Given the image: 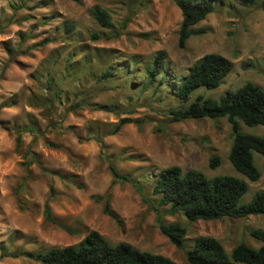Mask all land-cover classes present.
Returning a JSON list of instances; mask_svg holds the SVG:
<instances>
[{
  "label": "rangeland",
  "instance_id": "rangeland-1",
  "mask_svg": "<svg viewBox=\"0 0 264 264\" xmlns=\"http://www.w3.org/2000/svg\"><path fill=\"white\" fill-rule=\"evenodd\" d=\"M261 2L213 0V11L194 26L203 32L179 48L175 0H0V253L20 254L0 264H42L27 255L76 244L90 230L111 244L126 241L191 264L156 221L159 210L165 223L187 222L182 212L170 215L159 204L158 171L176 165L243 178L248 190L240 203H246L263 189V158L253 153L261 176L250 181L229 161L226 118L174 121L171 112L199 94L218 99L245 82L264 89ZM94 5L109 13L112 28L93 19ZM113 29L118 37H103ZM160 50L163 67L150 80L148 68ZM210 52L228 57L231 71L217 88L198 87L180 100L175 87ZM244 61L251 67H242ZM123 117L143 122L115 129ZM241 130L264 137L261 125L241 123ZM212 156L219 158L216 168L209 165ZM109 163L130 181H113ZM106 199L117 220L104 212ZM187 228L185 249L207 235L229 253L239 242L261 244L249 232L264 230V216L198 219Z\"/></svg>",
  "mask_w": 264,
  "mask_h": 264
},
{
  "label": "trees",
  "instance_id": "trees-1",
  "mask_svg": "<svg viewBox=\"0 0 264 264\" xmlns=\"http://www.w3.org/2000/svg\"><path fill=\"white\" fill-rule=\"evenodd\" d=\"M243 6L255 5L257 0H235ZM181 12V22L178 29L177 45L184 48L192 35L201 34L203 29L194 26L213 11V0H175ZM264 11V0L260 4ZM90 15L103 27L112 28L109 13L99 7L92 6ZM73 29V25L68 26ZM119 31L111 30L104 34V38L118 37ZM93 39L101 35L93 33ZM43 40L41 43H45ZM166 52L158 51L148 68L150 80L163 67ZM248 61L242 62V67H251ZM232 61L217 52H210L200 57L188 70L180 83L175 87V95L182 101L190 98L192 91L198 87L207 89L217 88L232 69ZM161 79L163 74L160 75ZM172 120L186 118H220L228 121L232 134L228 158L234 169L250 181L260 178L261 172L254 162V152L263 158V189L254 193L249 202L240 203L241 197L248 190V183L243 178L220 174L207 176L195 169L183 170L173 165L158 171L153 192L159 196V204L168 207V214L182 212L187 222L165 223L163 215L156 210V221L159 229L177 248L184 250L185 257L191 264H264V230L254 228L250 235L261 244L252 247L244 242L233 246L229 253L222 243L213 236L198 235L193 245L185 249L184 240L187 235L188 224L198 219H220L226 216L242 217L250 214L264 216V137L244 132L241 123L247 126H264V89L253 83L245 82L241 86L223 91L218 99L204 97L199 94L188 106L172 110ZM129 122L142 123V119L123 117L119 119L115 129ZM20 135L17 136V140ZM219 158L209 159L211 168H216ZM113 181H130L129 177L120 174L112 163L108 165ZM101 200L103 196H96ZM104 212L117 220V216L110 209L108 199L105 200ZM45 216L50 219L48 205L44 208ZM19 253L2 251V257H18ZM28 257L42 264H177L171 258L160 253H153L133 246L126 241L111 244L99 231L90 230L76 244L64 247H51L46 250L28 254Z\"/></svg>",
  "mask_w": 264,
  "mask_h": 264
}]
</instances>
